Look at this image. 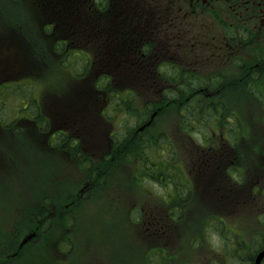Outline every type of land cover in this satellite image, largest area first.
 Here are the masks:
<instances>
[{"label": "rangeland", "instance_id": "obj_1", "mask_svg": "<svg viewBox=\"0 0 264 264\" xmlns=\"http://www.w3.org/2000/svg\"><path fill=\"white\" fill-rule=\"evenodd\" d=\"M22 10L24 11V8ZM194 25L201 46L218 34L216 31H210L211 23L203 24L201 19ZM23 27L25 30L30 29L27 22H24ZM24 41L22 31H13V42L17 50ZM111 43L114 44V39ZM189 46L185 52L188 65L202 67L197 62V54L190 42ZM213 53L218 54L214 47L207 49V56L212 57ZM110 57L115 58V55H108V58ZM26 62L27 58L20 65L14 64L12 45L0 51V85L3 84L0 87L2 94L0 123L9 125L14 117L25 115L32 118L27 123L28 128L24 127L27 125L23 124L22 118H16L17 127L14 128L0 125V241L7 240V232L19 234L21 238L27 228L33 225L35 213L41 211L49 201L55 203L58 210L61 205L63 209L58 212L60 222L52 225L47 236L43 232L45 237L42 239H49V244H53L58 240L59 234L63 233L64 239L69 241L64 243L68 252L56 255L54 252L56 248L50 247V253L42 250L41 255L45 260H58L62 264L70 260V257L76 262L75 264H152L155 259L161 264H167V254L174 259V264L227 262L229 258L220 254L227 241L222 239L220 229L216 228L217 224L205 227L208 218L211 223L226 221L230 225L235 224V228L251 244L260 240L262 235L259 232L264 231L262 214L244 213L240 214L239 218H235L224 210L210 215L209 207L200 199L198 192H193L187 199L186 192L182 191L181 184L187 180L188 173L183 171L182 166L184 118L179 115L180 103L170 101L166 107L174 109L165 114L163 112L166 107L159 111L150 129L155 135L154 140L158 142L160 139L168 153L182 157V164L181 159L178 161L179 175L174 181L176 188L172 185L166 187L162 183H154L159 178H149L142 169H140L142 187L133 186L135 183L133 178L127 175L133 171L129 160L137 164L139 158L132 155L129 143H126L125 148L119 150L118 147L113 148L109 153V136L112 132L118 134V128L116 129L115 122L107 123L99 116L97 111L104 105L103 100L94 96L78 99L75 94H60L64 87L72 85L67 74L75 76L72 67L68 65L63 66L61 70L51 69L46 77L38 76L25 81L21 78L20 71L26 67ZM5 73L8 75L2 76ZM115 79L118 77L115 76ZM10 80L21 83L20 87L24 90L15 91L18 87L15 86L13 89H8L7 94L5 81ZM30 81H34L33 87L29 86ZM87 88L92 89L91 82L81 87L77 86V95ZM33 96L37 97V102L34 104L28 101V98ZM144 99L138 96L133 105L148 110L150 114L153 113L154 108L146 109V104L150 101L149 97ZM36 105L42 109V113L38 116L28 109L29 106ZM84 105L94 109V113L87 114ZM24 106L27 108L19 111ZM81 108L86 117L79 115ZM25 110L29 114L24 113ZM235 110L238 111L236 107ZM121 112H127L126 108L124 107ZM92 121L95 130L81 141L85 146L97 145L96 150L88 151L81 147H73L69 138L52 137L57 128H66L74 134L79 128L81 130L84 127V123ZM240 121L241 125L246 127L252 120L245 115ZM45 124L47 127L43 129ZM196 124L204 125L203 121ZM256 126L264 128V123H257ZM129 139L131 138L122 137V141ZM197 139H200V135L194 132L189 141L195 142ZM257 141L253 140V142ZM91 152H95V156H92ZM143 157L147 160L145 154ZM83 158L114 159L108 161L105 167L100 165L101 161L97 163V169L102 176L100 182L103 184L99 182L87 189H81L84 184H78V181L83 179L88 169V163L83 162ZM152 160H158L157 154ZM163 160L168 165L172 164V160L167 156H164ZM105 170L108 179L107 177L104 179ZM171 177L174 178L175 174ZM93 182L95 179L90 176L86 185ZM66 190L72 191L74 195H68ZM152 191L155 194H152ZM181 194L185 196L183 202H181ZM257 197L261 198L260 195ZM175 201L181 206L173 208L176 213L171 212L169 219L168 212ZM69 203L72 204L67 206ZM66 219L69 220L67 224ZM225 231L228 232L227 229ZM159 247L167 253L164 260L157 256ZM238 247L237 244L232 243L227 249L228 254L231 255ZM45 260L29 252L23 260L14 264H48ZM72 260H70L71 264H73Z\"/></svg>", "mask_w": 264, "mask_h": 264}, {"label": "flooded vegetation", "instance_id": "obj_2", "mask_svg": "<svg viewBox=\"0 0 264 264\" xmlns=\"http://www.w3.org/2000/svg\"><path fill=\"white\" fill-rule=\"evenodd\" d=\"M131 6L134 10L116 30L120 47L113 49L130 56L119 59V65L138 70L154 71L169 60L162 78H140L137 73L131 82L176 87L171 98L180 103L178 111L184 118L182 166L188 174L181 185L187 199L198 192L210 212L264 214V128L255 125L256 120L264 121V0H131ZM200 19L203 24L211 23L210 31L218 32L204 46L199 44L194 25ZM117 20L104 18L109 23ZM107 42L105 54L112 48L111 40ZM189 42L200 68L188 65ZM212 47L218 54L209 57L207 49ZM209 105L220 107L221 113ZM245 115L253 121L246 127L240 121ZM191 119L204 125L193 124ZM149 129L146 126L137 132L143 135ZM194 132L200 139L190 142ZM169 156L176 158L172 153ZM179 171L178 164L167 167L162 162L145 173L159 178L156 184L175 187ZM141 175H136L138 183ZM230 230L241 245L246 244L235 226ZM259 234L262 243L264 231ZM223 256L230 257L228 253Z\"/></svg>", "mask_w": 264, "mask_h": 264}, {"label": "trees", "instance_id": "obj_3", "mask_svg": "<svg viewBox=\"0 0 264 264\" xmlns=\"http://www.w3.org/2000/svg\"><path fill=\"white\" fill-rule=\"evenodd\" d=\"M127 7L129 8L124 15H130L134 10V7L131 6V0H0V51L7 49L8 45H12L14 47L15 65L24 63L27 58L26 67L20 71L22 79H35L38 76L46 77L51 69L61 70L63 66L68 65L72 67L73 75L75 76L67 74L72 85L64 87L60 94H75L78 99L89 98L91 94L103 96L104 100L109 101L111 104H108L111 118L114 117L113 110L121 111L122 108H126L130 121V123H127V129L130 133L116 137V142L118 140L120 144L117 150L125 148L126 143H129L130 146L132 145V149H136L139 146V134L131 133V131L134 130V124L145 118V110L133 105L135 96L133 92L128 98L125 97L126 100L123 102V97L118 93V88L113 86L109 75H106V72L102 71V69L99 70L92 67L93 59L90 55L89 47L67 45L63 40L70 39L74 34L82 37L87 36L90 32L91 20L95 17L100 19V21L96 19L95 22V37H100L107 27L106 23L103 22L104 18L107 19L109 16L116 17ZM22 8H24V11ZM24 22L29 24L30 29H24ZM114 25L112 30L107 29V31L113 32L117 30L118 21ZM13 31H22L25 39L20 44L19 50H17L13 42ZM88 82L93 83L92 89L90 88L89 91L87 89L86 91L81 90L77 95V86ZM48 93L54 92L48 91ZM29 102L34 104L37 102V97H29ZM86 106L84 105V110H87L86 113L93 114L89 112L92 108ZM26 108L27 106H24L20 111ZM28 109H31L36 116L42 113V109L38 105L35 107L29 106ZM108 109H106V113ZM25 113L29 114L26 110ZM80 113H85L82 108ZM82 116L85 117L84 114ZM103 117L105 119L108 118V116ZM21 118L24 120V125H27L32 119L29 115ZM0 125L3 127H17V119L14 117L9 125L1 123ZM24 127L28 128V125ZM46 127L47 125L45 124L43 129ZM143 135H149L150 142L156 139L151 132ZM123 136L131 139L122 141ZM78 146L81 147L80 144ZM157 146L162 148L160 143ZM108 161L109 159L101 161L100 165L105 167L108 165ZM88 167L90 170V163H88ZM99 184L103 183L100 182ZM46 204L43 211L35 214L38 215L37 219L39 220L43 217L46 218L41 231H46V227L49 226L51 228L56 222H60L58 212L63 209L61 205L58 210L57 205L51 201ZM67 223H69L68 219H66Z\"/></svg>", "mask_w": 264, "mask_h": 264}, {"label": "bare ground", "instance_id": "obj_4", "mask_svg": "<svg viewBox=\"0 0 264 264\" xmlns=\"http://www.w3.org/2000/svg\"><path fill=\"white\" fill-rule=\"evenodd\" d=\"M209 108L212 111H215L216 113H221V108H215L211 105H209ZM204 121L209 122L206 118H203ZM191 122L193 124H196L197 121L191 119ZM207 126H211V125H207ZM127 133H130L127 132ZM131 133L134 134H139L136 133L135 131H131ZM140 138L139 140V146L136 149H132V145L130 146L132 155L139 158L142 162H147L150 161L154 158V156L157 153L158 148V144L160 143V146L163 147L164 145L160 142V139H158V142H156L155 140H153L152 142L149 141L150 137L144 136L139 134ZM144 154L147 157V160L144 159ZM162 166L160 167V169L162 170ZM182 197V201L183 202L185 200V196H183L181 194ZM179 203V202H178ZM210 225V223L208 222V224H205V227H208ZM264 242L260 243L258 240L255 241L253 244L251 245H246V244H242L239 245V247L232 252V254L230 255L229 259L227 262H225V264H264Z\"/></svg>", "mask_w": 264, "mask_h": 264}, {"label": "water", "instance_id": "obj_5", "mask_svg": "<svg viewBox=\"0 0 264 264\" xmlns=\"http://www.w3.org/2000/svg\"><path fill=\"white\" fill-rule=\"evenodd\" d=\"M29 238H30V236H29ZM27 239H28V238H25L24 241H23V243H24ZM263 256H264V253H263Z\"/></svg>", "mask_w": 264, "mask_h": 264}]
</instances>
